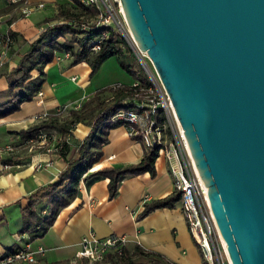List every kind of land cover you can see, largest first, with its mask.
<instances>
[{"label": "water", "instance_id": "obj_1", "mask_svg": "<svg viewBox=\"0 0 264 264\" xmlns=\"http://www.w3.org/2000/svg\"><path fill=\"white\" fill-rule=\"evenodd\" d=\"M233 264H264V0H121Z\"/></svg>", "mask_w": 264, "mask_h": 264}, {"label": "crops", "instance_id": "obj_2", "mask_svg": "<svg viewBox=\"0 0 264 264\" xmlns=\"http://www.w3.org/2000/svg\"><path fill=\"white\" fill-rule=\"evenodd\" d=\"M29 2L32 6L43 2L45 6L23 17L19 4L10 5L6 0H0V31L17 33L3 71L16 67L29 43L46 25L54 24L56 19L52 18L58 13L60 5H71V0ZM70 61L54 59L48 63L43 71L45 82L40 90L43 94L35 95L31 101L22 103L19 110L0 118V145L14 148L13 152L0 153V256L30 240L33 247L42 246L45 249L39 258L40 264H71L80 248L81 237L93 231L100 238L112 235L125 237L126 247L131 252L139 245L145 251L158 253L176 264H205L199 247L189 233L180 201L172 208H157L138 218L145 203L176 191L163 154H158L156 158L155 176L150 172L127 176L120 183L114 198H109L108 178L96 179L88 186L80 183L79 194L60 210L43 237L33 238L30 232L23 231L26 224L24 209L28 206L29 196L38 188L58 181L65 162L59 153L47 150L53 142L35 148L31 139H21L20 131L51 116L65 117L70 109H78L101 88L133 81V77L121 69L115 56L109 57L92 78L87 62L70 65ZM105 66H109L110 74H123L126 79H97L95 84V78H104L100 74ZM39 75L38 70L32 71V78ZM8 85L7 78L0 76V105L11 97ZM43 114L46 115L39 118ZM89 131L90 126L78 123L73 130V138L83 140ZM102 151V158L91 170L138 163L146 150L142 142L131 138L126 127L120 124L109 130L108 142ZM38 163L47 165L37 169ZM45 205V198L37 199L38 210ZM48 212L46 208L39 215L44 216Z\"/></svg>", "mask_w": 264, "mask_h": 264}, {"label": "trees", "instance_id": "obj_3", "mask_svg": "<svg viewBox=\"0 0 264 264\" xmlns=\"http://www.w3.org/2000/svg\"><path fill=\"white\" fill-rule=\"evenodd\" d=\"M94 14L91 7L82 6L72 1L70 6L60 5L58 13L52 20L63 19L66 22H54V24L46 25L38 37L29 43L28 49L20 55L16 67L10 71H3V67L0 68V76L7 78L9 84L7 91L11 95L5 103L0 105V118L19 110L22 103L31 101L38 94L45 82L43 72L45 66L52 62L55 55L60 52L71 53L70 65L87 62L91 67L90 78L97 73L109 57L115 56L118 63L130 73L133 80H139L142 85L151 84L150 79L138 69L140 65L136 55L124 49L128 45L126 40L115 31L109 30L111 32L109 38L102 41L98 51H90V41L106 29L99 27L87 31L82 28L83 21ZM49 21L47 20V22ZM7 33L14 39L17 37V33L12 30ZM124 52L131 55L135 63L126 61ZM33 70H38L40 75L32 78ZM134 91L135 88L130 84H124L121 87L101 88L78 109H70L65 117L51 116L20 131L21 139L25 140L37 138L42 131L56 132L60 135L71 134V140L64 141L58 151L65 162V168L59 174L58 181L38 188L28 198V206L24 209L26 224L23 231L30 232L33 238L43 237L54 223L60 210L69 205L79 194L81 181L88 186L96 179L108 178L109 198H114L118 193L120 183L127 176L145 172H150L152 176L156 175L155 161L159 154L158 147L145 151L143 158L138 163L123 167L107 166L91 170L103 156L102 148L108 142L109 130L120 124L124 125L122 121L114 119V116L121 110L129 109L132 106L128 98ZM78 123L90 126V131L83 140L73 138V130ZM40 198L46 199V205L38 210L36 203ZM179 201L180 193L175 191L164 198L145 203L138 218H143L157 208H172ZM46 208L49 209L48 214L40 216L39 212ZM93 264H173V262L158 253L145 251L136 245L133 252L124 247L121 254L110 252L102 263Z\"/></svg>", "mask_w": 264, "mask_h": 264}, {"label": "built area", "instance_id": "obj_4", "mask_svg": "<svg viewBox=\"0 0 264 264\" xmlns=\"http://www.w3.org/2000/svg\"><path fill=\"white\" fill-rule=\"evenodd\" d=\"M71 1L91 7L95 12L94 16L83 21L82 28L87 31L99 27L106 28L98 37L90 41L91 52L98 51L102 41L109 38L111 33L109 30H113L126 40L140 64L147 71L151 84L142 85L139 80H133L130 85L135 88V91L128 98L132 106L118 112L114 119L122 121L129 136L141 141L146 151L158 147V153L165 156L175 190L180 193L181 210L189 233L199 247L205 264H233L207 197V186L202 182L171 98L151 59L147 53L138 48L127 24L121 0ZM6 3L19 4L23 17H28L34 10L45 6L43 2L32 6L29 0H6ZM55 22L66 21L58 19ZM13 43L14 38L9 33L0 31V68L5 65ZM71 58L70 52H60L55 55V60L59 62L71 60ZM146 63L149 64V67L145 66ZM121 86L123 85L120 83L114 87ZM42 94V91L38 92L39 96ZM45 115L43 114L39 118ZM70 140L71 134L60 135L56 132L42 131L37 138L31 139L30 142L36 148L43 147L51 141L53 144L47 150L58 153L63 142ZM3 151L10 153L14 151V148L11 145H0V153ZM46 165L38 163L36 168H43ZM81 184H83L82 181ZM126 242V238L122 236L112 235L100 238L93 231H89L81 237L80 248L72 263H102L110 252L121 254L122 249L126 247ZM44 251V247H33L32 242L28 240L0 256V264H40L39 258ZM76 260L80 262H76Z\"/></svg>", "mask_w": 264, "mask_h": 264}, {"label": "rangeland", "instance_id": "obj_5", "mask_svg": "<svg viewBox=\"0 0 264 264\" xmlns=\"http://www.w3.org/2000/svg\"><path fill=\"white\" fill-rule=\"evenodd\" d=\"M19 17H22L21 15H19ZM124 49L127 51V52H133L134 53V51H133V49L129 46V45H126L125 47H124ZM135 54V53H134ZM124 58H125V60L126 61H128V62H130V63H135L133 60H132V56L131 55H129L128 53H126V52H124ZM117 60V59H116ZM138 60V59H137ZM138 62H139V60H138ZM119 64V63H118ZM120 65V64H119ZM139 65L140 66H138V69L140 70V71H142L148 78H149V75H148V73H147V71L143 68V66L140 64V62H139ZM145 66L147 67H149V64L148 63H146L145 64ZM151 66V65H150ZM120 67H121V69H123L124 70V73L126 74V75H130V73H128L124 68H122V66L120 65ZM109 66H105V68L102 70V72H101V76L100 77H103L104 76V78H95L94 79V83H95V80H97V79H99V80H97V81H100L101 79L102 80H107V79H111L112 80V78H114L113 80H125L126 79V77L123 75V74H116V73H112V74H110L109 72ZM98 72V71H97ZM98 73H96L95 75H97ZM131 76V75H130ZM95 84H97V83H95ZM122 85H124L125 83L124 82H122L121 83ZM127 85V84H126ZM137 261H138V259H137ZM139 262H147V261H139Z\"/></svg>", "mask_w": 264, "mask_h": 264}]
</instances>
